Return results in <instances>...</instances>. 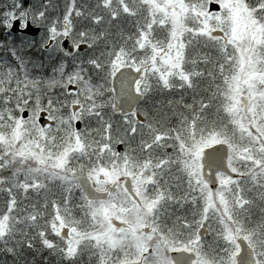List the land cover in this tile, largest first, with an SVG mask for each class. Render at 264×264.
I'll list each match as a JSON object with an SVG mask.
<instances>
[{
	"label": "snow or ice",
	"instance_id": "obj_1",
	"mask_svg": "<svg viewBox=\"0 0 264 264\" xmlns=\"http://www.w3.org/2000/svg\"><path fill=\"white\" fill-rule=\"evenodd\" d=\"M0 264H264V0H0Z\"/></svg>",
	"mask_w": 264,
	"mask_h": 264
}]
</instances>
